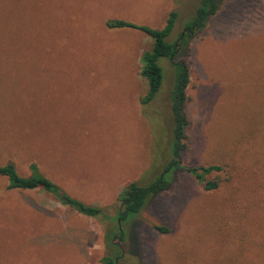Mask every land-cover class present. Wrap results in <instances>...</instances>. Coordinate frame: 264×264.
I'll return each instance as SVG.
<instances>
[{
	"label": "rangeland",
	"instance_id": "374dc122",
	"mask_svg": "<svg viewBox=\"0 0 264 264\" xmlns=\"http://www.w3.org/2000/svg\"><path fill=\"white\" fill-rule=\"evenodd\" d=\"M198 1L0 0V28L10 23L0 33V164L23 177L35 164L101 210L99 219L79 215L0 176V264H99L107 254L120 192L149 184L171 160L175 73L160 59L161 88L141 104L139 60L152 41L105 22L156 30L175 11L173 43ZM180 59L190 74L181 161L221 167L206 177L218 187L175 172L122 228L121 264H263L253 231L264 228V0H224Z\"/></svg>",
	"mask_w": 264,
	"mask_h": 264
},
{
	"label": "trees",
	"instance_id": "16d2710c",
	"mask_svg": "<svg viewBox=\"0 0 264 264\" xmlns=\"http://www.w3.org/2000/svg\"><path fill=\"white\" fill-rule=\"evenodd\" d=\"M223 3L224 0H199L195 17L184 27L173 43L168 42L167 39L171 35L177 20L175 11L168 14L164 27L156 30L149 27L136 26L122 20L110 19L105 22L108 30L133 29L142 32L152 41L151 48L143 51L139 60V74L147 85L145 95L140 97L141 104L153 99L161 88L162 71L158 64L160 59H164L171 64L175 75L171 99V114L173 116L171 160L149 184L142 185L139 182H133L120 192L117 198L118 215L116 225L118 235L109 237L108 234H105L104 242L107 247V254L102 257L99 264H121V244H123V240L127 236L122 228L128 226L138 216L153 196L168 190L175 172H187L205 191H213L218 187L217 183L207 180L206 177L213 172L222 171L221 167L215 165L187 167L181 161L182 153L187 149V127L189 122L184 108L187 101L186 89L189 85L190 74L188 67L180 59V56L187 50L192 38L206 28L209 19L216 15ZM4 18H7V16ZM9 26L10 23L8 21L3 22L0 33L7 36L10 33ZM29 169L30 175L23 177L17 173L12 163L0 164V176L7 179L9 189L20 191L42 190L52 195L61 205L68 207L77 214L99 219L101 215L99 208L87 205L63 192L58 185L41 174L35 164H31ZM159 231L166 232V229L160 227ZM257 232L260 234L259 237L264 240V228L262 230L256 228L253 231L255 234ZM129 233L128 229L127 234ZM260 251L256 256H259L260 262L264 264V246H261Z\"/></svg>",
	"mask_w": 264,
	"mask_h": 264
}]
</instances>
